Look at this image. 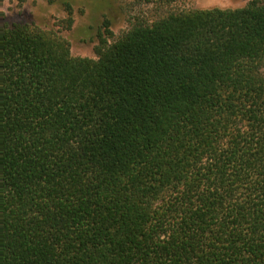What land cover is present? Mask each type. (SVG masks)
I'll use <instances>...</instances> for the list:
<instances>
[{
	"label": "trees",
	"instance_id": "trees-1",
	"mask_svg": "<svg viewBox=\"0 0 264 264\" xmlns=\"http://www.w3.org/2000/svg\"><path fill=\"white\" fill-rule=\"evenodd\" d=\"M135 1L97 60L0 24V264H264V0Z\"/></svg>",
	"mask_w": 264,
	"mask_h": 264
},
{
	"label": "rangeland",
	"instance_id": "rangeland-1",
	"mask_svg": "<svg viewBox=\"0 0 264 264\" xmlns=\"http://www.w3.org/2000/svg\"><path fill=\"white\" fill-rule=\"evenodd\" d=\"M251 0H178L180 10H207L213 8L241 9ZM73 11L71 30H62L68 18L67 5ZM155 4H141L135 0H0V24L10 27L35 24L57 31L71 46L73 58L97 60L95 48L105 21L119 36L130 28L136 18H151Z\"/></svg>",
	"mask_w": 264,
	"mask_h": 264
}]
</instances>
